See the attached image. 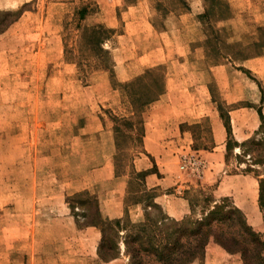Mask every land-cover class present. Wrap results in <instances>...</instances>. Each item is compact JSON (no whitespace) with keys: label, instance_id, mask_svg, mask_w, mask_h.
<instances>
[{"label":"rangeland","instance_id":"rangeland-1","mask_svg":"<svg viewBox=\"0 0 264 264\" xmlns=\"http://www.w3.org/2000/svg\"><path fill=\"white\" fill-rule=\"evenodd\" d=\"M127 31V38H119ZM160 45L168 48L163 53L169 57L144 71L133 68L132 72L141 71L135 77L140 78L137 83L155 80L166 87L168 73L191 69L205 73L193 82L210 81L217 89L214 75L219 68L228 87L255 83L264 93V79L243 67L247 59L264 56V0H0V264H27L24 235L32 224L27 214L33 212L27 201H51L56 196L62 201L65 190L64 200L78 216H92L97 208L102 216V196L121 188L128 178L125 200L151 203L154 193L145 192L143 177L134 166H140L141 158L148 161L145 154L140 155L142 143L134 140L137 132L119 128L124 119L136 123L144 118L145 122V116L141 111L134 115L131 99L123 91L130 82L118 81L115 65ZM187 49L188 64L177 63L179 52ZM147 98L135 102L139 110ZM217 100L230 124L234 105L219 94ZM96 120L124 133L112 158L113 182L96 183L90 173L106 165L112 154L106 129L97 132ZM231 134L230 164L240 163L244 170L264 165V121L258 132L262 140L243 144L244 152L237 160L238 143ZM200 155L190 152L173 162L178 177L197 181L188 195L197 219L202 218L203 201L212 200L202 188L205 160ZM190 159L204 164L198 173L181 172V165ZM85 187L86 192L75 194ZM90 201H96L97 207ZM150 212L154 219L160 216ZM137 224L126 217L124 228L130 231ZM108 229L114 236L115 229L110 225ZM260 234L264 239V232ZM124 235L132 248L129 262L137 256L143 264H154L145 253L134 251L141 244L133 242L130 232ZM17 237L23 239L20 245ZM122 238L111 242L121 243ZM206 252L205 260L192 264H244L240 254H228L213 241Z\"/></svg>","mask_w":264,"mask_h":264},{"label":"crops","instance_id":"crops-1","mask_svg":"<svg viewBox=\"0 0 264 264\" xmlns=\"http://www.w3.org/2000/svg\"><path fill=\"white\" fill-rule=\"evenodd\" d=\"M130 36L129 34L131 40ZM127 37L128 31L119 38ZM163 51L167 52L168 48L165 49L162 45L159 48L155 46L130 58L119 60L115 65L116 78L121 83L133 81L144 69L161 63L163 58H168V55L164 56ZM189 54L188 49L186 53L180 51L177 63L187 65ZM245 63L244 68L257 74L258 79H264L263 55L249 59ZM139 67L140 72H132L133 68ZM217 70L214 75L218 81L217 89L211 87L210 81L204 83L192 81L195 76L205 75L204 72L175 69L167 74L164 94L148 106L144 113L145 134L142 143L143 153L140 155L145 154L148 161L139 159L140 166L135 163V170L138 173H146L142 184L145 191L155 192L154 203L160 206L169 218L181 221L191 214L188 195L197 185V181L188 176L178 177L180 173L173 162L190 152L201 154L205 160L201 181L203 190L209 191L214 201H231L245 215L248 224L253 226L256 232H264L260 207V181L264 179V165L257 164L251 166L252 169L249 170L245 166L244 170L240 168L242 167L240 163L235 167L230 164L228 159L230 135L221 116L222 103L217 100L219 94L224 100H228L229 104L234 105L230 112V126L231 135L238 143L234 148V157L237 160L244 152L243 144L262 140L258 132L264 121V93L255 83L246 84L247 86L237 83L238 85L234 87H228L224 71L219 68ZM198 94H202V101ZM153 109L155 110L152 111ZM95 122L98 123L97 132H105L106 129V138L112 154L106 165L90 173L93 174L96 183L113 182L116 179L112 159L116 154L114 128L113 126L106 128L97 120ZM248 157L252 159V155ZM127 187H130L128 178L121 188H113L102 196L99 207L105 220H119L124 223L128 217L133 223L145 221L146 203L126 201ZM86 191L85 187L76 190L75 194ZM65 195L64 190L62 201L61 196L51 197V201L44 199L27 201V204L33 206L32 214H27L28 221L32 219V224L27 225L24 235L27 264H128L129 258L122 238L125 232L120 233L122 242L118 244L119 255L108 260L102 259L100 257L102 230L99 226L84 224L87 218L75 213L68 201L64 200ZM17 238L16 244L20 245L19 242L23 239Z\"/></svg>","mask_w":264,"mask_h":264},{"label":"trees","instance_id":"trees-1","mask_svg":"<svg viewBox=\"0 0 264 264\" xmlns=\"http://www.w3.org/2000/svg\"><path fill=\"white\" fill-rule=\"evenodd\" d=\"M188 10V9H186ZM85 11H80V14ZM207 11L202 15L204 17ZM102 30V28H101ZM248 60V59H247ZM139 78V77H138ZM136 78L132 82L123 85V91L128 94L131 99L134 115L136 113L144 114L146 108L156 102L165 92L166 87L161 83L152 80V83H137ZM140 79V78H139ZM148 96L144 101L143 106L140 105L139 110L137 103L142 101L143 97ZM137 102V103H135ZM222 111V109H221ZM222 119L224 117L221 112ZM136 123L132 120L120 121L119 128H125L130 132H137L138 137L134 140L143 143V137L145 134L144 118H139ZM228 134L231 132L230 124L225 121ZM119 128H114L116 146H118V140L120 137H124L123 131ZM130 140L131 135L128 137ZM197 150V149H195ZM229 151V144H228ZM139 177L146 176V173H139ZM146 192V191H145ZM145 192H142L145 194ZM151 192V191H150ZM153 192V191H152ZM154 196L151 203H146V209L150 211L159 212L160 216L156 219L152 218V213L146 211L145 221L134 225L132 229L126 230L124 223L119 220H105L98 208L95 213L90 215H84L87 218L84 224L99 226L102 230L103 239L100 248V257L104 260L114 258L119 255V242L116 244L111 239H121V232H130V238H133V242L140 243V248L134 251L137 254L145 253L149 258L153 260L154 264H192L196 261H203L205 259L206 248L211 241H214L217 245L223 248L228 254H240L244 264H264V239L262 235L256 232L249 224L245 215L236 208L231 201L223 200L213 201L206 199L203 201L204 208L201 213L202 218L197 219L193 217L196 206L193 201H190L192 216H187L181 221H175L169 218L162 208L154 203ZM84 194V193H83ZM80 195V194H79ZM96 207V201H90ZM215 205L212 206V204ZM231 204V205H230ZM260 207L264 210V179L260 181ZM72 209H74L72 207ZM108 225L115 229V235H111L108 229ZM225 228H227L225 230ZM124 242L126 246V255H131L132 248L127 238L124 235ZM144 240V241H143ZM109 244L112 247L110 248ZM148 246V247H146ZM129 264H143L140 260L137 261V256H131Z\"/></svg>","mask_w":264,"mask_h":264},{"label":"built area","instance_id":"built-area-1","mask_svg":"<svg viewBox=\"0 0 264 264\" xmlns=\"http://www.w3.org/2000/svg\"><path fill=\"white\" fill-rule=\"evenodd\" d=\"M204 164L201 163L198 159H190L183 163L180 167L181 172H187L189 169L192 170L193 173H198ZM204 171V167H203Z\"/></svg>","mask_w":264,"mask_h":264}]
</instances>
